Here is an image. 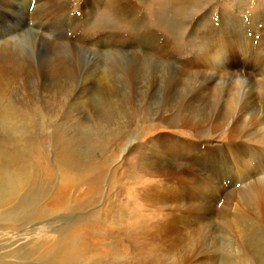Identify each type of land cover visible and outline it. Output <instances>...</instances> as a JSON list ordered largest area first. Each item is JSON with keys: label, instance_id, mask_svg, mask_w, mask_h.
Instances as JSON below:
<instances>
[{"label": "rangeland", "instance_id": "1", "mask_svg": "<svg viewBox=\"0 0 264 264\" xmlns=\"http://www.w3.org/2000/svg\"><path fill=\"white\" fill-rule=\"evenodd\" d=\"M0 58V264H264V0H0Z\"/></svg>", "mask_w": 264, "mask_h": 264}, {"label": "bare ground", "instance_id": "2", "mask_svg": "<svg viewBox=\"0 0 264 264\" xmlns=\"http://www.w3.org/2000/svg\"><path fill=\"white\" fill-rule=\"evenodd\" d=\"M63 11H65V9H62ZM208 11V10H207ZM231 27V26H230ZM215 38V37H214ZM223 39V38H222ZM241 41V40H240ZM243 41V40H242ZM250 43V41L249 42H247L246 44H249ZM222 45H221V47L222 48H227L228 47V43L227 42H225V40H223V42L221 43ZM220 47V48H221ZM206 50V49H205ZM215 50V49H214ZM222 50V49H221ZM209 51V50H208ZM220 51V50H219ZM219 51H215L216 53H215V57L216 56H219V54L221 53V52H219ZM209 52H211V50L209 51ZM248 52V51H247ZM204 53V52H203ZM206 53V52H205ZM223 53V52H222ZM210 54V53H209ZM213 54V53H212ZM212 54H210L211 56H212ZM201 56V55H200ZM211 56H209V57H211ZM213 57V56H212ZM200 58V57H199ZM0 59H2V58H0ZM232 59V58H231ZM214 60V59H213ZM217 61V60H216ZM11 62V61H10ZM9 62V63H10ZM225 62L226 61H224L223 60V63H221L220 64V66L219 67H214L215 68V70L217 69L218 71L219 70H221L223 67H224V65H225ZM5 63H8V59H6V61H3V60H0V67L2 66V65H4ZM15 63L17 64L15 67H2V69H4L7 73H4V72H0V83H1V81H2V79H7V78H10L11 76L12 77H15V76H21V75H24V74H26V72H29L30 73V71H32V70H28L27 68H26V66H23L21 63H19V62H16L15 61ZM236 63V62H235ZM237 63H238V61H237ZM214 64H215V62H214ZM238 64H240L241 66H242V68H245L247 65H248V63L246 62V61H243V60H241V61H239V63ZM12 65V64H11ZM66 65V64H65ZM216 65V64H215ZM214 65V66H215ZM251 65V64H250ZM10 66V65H9ZM30 68V67H29ZM32 68V67H31ZM58 68V67H57ZM213 68V69H214ZM230 68L232 69L233 68V65L232 66H230ZM247 68V67H246ZM54 71H55V69H53ZM70 70H71V68H70ZM239 70V69H238ZM52 71V70H51ZM231 71H233V70H231ZM36 72V71H35ZM53 72V71H52ZM216 72V71H215ZM233 72H235V71H233ZM217 73V72H216ZM241 73V72H240ZM240 73H238V74H240ZM32 74V73H31ZM233 74V73H232ZM242 74V73H241ZM51 75H53V73L51 74ZM33 76V75H32ZM39 76V75H38ZM233 76H234V74H233ZM71 77V76H70ZM28 78V77H27ZM215 79V78H214ZM103 81H104V79H102ZM101 80V81H102ZM21 81H22V79H21ZM24 81H26V80H24ZM213 81V80H212ZM13 83V82H12ZM15 83V82H14ZM40 83V82H39ZM66 84V83H65ZM22 86V85H21ZM44 87V86H43ZM40 88H42L41 86H40ZM27 89V88H26ZM90 89V88H89ZM232 107V106H231ZM230 112L232 111V110H229ZM230 112H228V113H230ZM230 115V114H229ZM229 115L227 116L226 115V118H229V119H231L232 117H229ZM225 118V117H224ZM228 128H230V127H228ZM227 132H230V130H232V129H225ZM225 133V132H224ZM164 137V135L162 136V138ZM162 138H160V139H162ZM161 141V140H160ZM156 169V167H154V170ZM157 170L159 171V172H161V173H165V172H172V169L171 168H167V167H165L164 165H162V166H158V168H157ZM158 171H156V172H158ZM14 175V174H13ZM15 177V176H14ZM164 179V178H163ZM169 182V181H168ZM173 188V187H172ZM250 188H254V190L252 191V197L254 198V201H255V204L260 208V209H264V182L263 183H261V184H259V185H251V187ZM249 188V189H250ZM154 189H158V188H151V189H149V191H148V194L149 193H153V191H154ZM178 191V190H177ZM155 192H156V190H155ZM166 192V191H165ZM162 193L161 194V196L159 197V198H164V200H158L157 199V201H156V203H159V201H161L162 202V204L163 203H166L167 202V196L169 195L167 192L166 193ZM169 192V191H168ZM176 192V191H175ZM157 194H159V193H157ZM174 194V193H173ZM160 195V194H159ZM175 195V194H174ZM158 196V195H157ZM173 196V195H172ZM163 205H165V204H163ZM167 220H165V221H163V222H161V223H157L156 224V230L158 231V232H163L165 229H169L170 227H172L173 226V223H175V218H172V217H167L166 218ZM41 229V228H40ZM38 230H39V228H38ZM40 231V230H39ZM42 231V230H41ZM29 234V233H28ZM33 234V233H32ZM32 236V235H31ZM65 235H63V234H57V238L56 239H54L55 241V243L57 244V249L55 248V250H54V255L55 256H57V255H59L58 253H60V249L62 248V246H63V244H62V241H63V237H64ZM18 237V236H17ZM21 237V236H20ZM29 238V237H28ZM31 238V237H30ZM12 239V238H11ZM14 239V238H13ZM23 239H25V237H23ZM19 240V239H18ZM32 240V239H31ZM37 240V239H36ZM39 240H40V238H39ZM23 241V240H22ZM25 242H27L26 240H24ZM23 241V243H25ZM34 241V240H33ZM38 241V240H37ZM12 242V241H11ZM14 242V241H13ZM12 242V243H13ZM16 242V241H15ZM28 242H29V240H28ZM27 242V243H28ZM26 243V244H27ZM33 243V242H32ZM36 243V242H35ZM14 244V243H13ZM18 244V243H17ZM21 244V243H20ZM38 244V243H37ZM11 245V244H10ZM26 246V245H25ZM24 247V246H23ZM40 247V246H39ZM29 248V247H28ZM17 249V248H16ZM40 249V248H39ZM33 250V249H32ZM11 251V250H10ZM41 251V250H40ZM12 252H14V251H12Z\"/></svg>", "mask_w": 264, "mask_h": 264}]
</instances>
